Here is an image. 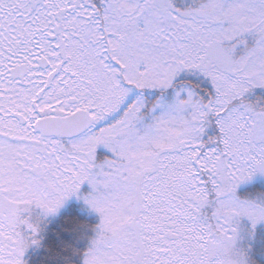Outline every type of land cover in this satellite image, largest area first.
Wrapping results in <instances>:
<instances>
[{
	"label": "snow or ice",
	"instance_id": "snow-or-ice-1",
	"mask_svg": "<svg viewBox=\"0 0 264 264\" xmlns=\"http://www.w3.org/2000/svg\"><path fill=\"white\" fill-rule=\"evenodd\" d=\"M257 89L264 0H0V264L38 243L32 206L83 185L100 217L83 264H247Z\"/></svg>",
	"mask_w": 264,
	"mask_h": 264
},
{
	"label": "trees",
	"instance_id": "trees-1",
	"mask_svg": "<svg viewBox=\"0 0 264 264\" xmlns=\"http://www.w3.org/2000/svg\"><path fill=\"white\" fill-rule=\"evenodd\" d=\"M238 196L240 198L249 196L253 199L261 197L264 200V184L241 192ZM76 206L74 202L68 204L63 208L62 216L56 222L47 221L43 218L46 215L37 213L36 209L31 210L33 211L31 216L24 214L27 219H31L30 222L40 224L39 227L43 228L41 232L43 240L36 244V253L24 254L26 264H83L85 253L90 249L92 241L90 236L93 234L96 222L93 218L88 219ZM210 211L208 210L209 214ZM245 227L243 225L241 229L243 230ZM242 230L238 234L245 235L249 232L247 229H245L246 232ZM254 233L255 239L253 241L256 243L238 239L237 250L245 253L252 252V255L247 259V264H264V261L261 260L264 257V253H261L264 249V227L255 228Z\"/></svg>",
	"mask_w": 264,
	"mask_h": 264
},
{
	"label": "rangeland",
	"instance_id": "rangeland-1",
	"mask_svg": "<svg viewBox=\"0 0 264 264\" xmlns=\"http://www.w3.org/2000/svg\"><path fill=\"white\" fill-rule=\"evenodd\" d=\"M249 44H251V39L249 38ZM256 97H264V90H260V89H257V90H255L254 91V93L252 94V99L254 100ZM256 178L254 179V180H250V181H248V182H245V183H243V184H241L239 187H238V189H237V196H238V194L239 193H241V192H244V191H248V190H250V189H252L253 187H258V186H260L261 184H264V175H260V174H258L257 176H255ZM86 189V190H89V192H90V188L87 186V185H83L82 187H81V190H80V192L77 194V196H72V197H70L68 200H66L65 201V203H64V205L58 210V212L56 213V214H54V215H46V216H44L43 218H45L47 221L49 220L50 222H56L61 216H62V213H63V208H65L67 205H68V203H71V202H74V203H76V207H78L79 208V210H81L82 211V214H84L85 216H87L88 217V219H90V218H93V219H95L94 221L96 222L95 223V228L93 229V234H92V236H90V238L93 240V239H95L96 238V234H97V230H98V225H99V223H100V217H99V215L96 213V212H94V211H92L89 207H88V205L84 202V199H83V197L84 196H86V195H88L89 194V192H86V193H84L83 192V189ZM239 191V192H238ZM88 193V194H87ZM239 197V196H238ZM242 199V198H241ZM245 199H248V200H252V201H257V202H259L260 200H263V198H261V197H257V198H252V197H245ZM32 209H36V212L37 213H40L41 215L43 214L42 213V211L40 210V209H38V208H36L35 206H32L30 209H29V211L28 212H26L25 214H28V215H30L33 211H31ZM27 215V216H28ZM44 215V214H43ZM31 216V215H30ZM26 217V216H25ZM27 218V217H26ZM29 219V218H28ZM29 220H31V219H29ZM30 222V221H29ZM89 222H90V220H89ZM30 223H34V222H30ZM91 223V222H90ZM33 225H35V226H37L38 227V229H39V231H38V235L36 236V239L38 240V243L37 244H39V241H40V236H39V233H40V229L42 228V227H39V225L40 224H37V223H34ZM243 225H245L246 227L242 230L241 228H242V226ZM257 227H264V222H261V223H259V224H257L256 226H255V228H257ZM255 228H253L252 227V225H251V222L250 221H248L247 220V218H241L240 220H239V222H238V225H237V229H238V233L242 230L243 232H246L245 231V229H247V231L249 230V232H248V234H239V236H238V239H244V240H246V241H253L254 239H255V233H254V230H255ZM92 242V241H91ZM250 243H252V242H250ZM253 243L255 244L256 242L255 241H253ZM91 244V243H90ZM36 247H37V245L36 244H30V246L26 249V251H25V254H29V253H36ZM90 247H91V245H90ZM88 251V250H87ZM239 252H241L244 256H245V258H246V260L249 258V256L250 255H252V252H250V253H245L244 251H239ZM261 253H264V249H263V251H261ZM24 258H25V256H23V260H24ZM261 260H263L264 261V257H262L261 258ZM24 264H26V260H24Z\"/></svg>",
	"mask_w": 264,
	"mask_h": 264
}]
</instances>
